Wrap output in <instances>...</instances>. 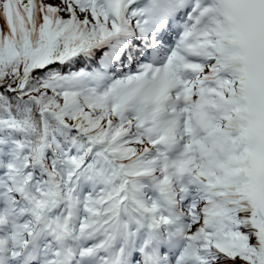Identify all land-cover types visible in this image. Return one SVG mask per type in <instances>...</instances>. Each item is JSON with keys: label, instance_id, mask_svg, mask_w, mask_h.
<instances>
[{"label": "snow or ice", "instance_id": "snow-or-ice-1", "mask_svg": "<svg viewBox=\"0 0 264 264\" xmlns=\"http://www.w3.org/2000/svg\"><path fill=\"white\" fill-rule=\"evenodd\" d=\"M0 264H264V0H0Z\"/></svg>", "mask_w": 264, "mask_h": 264}]
</instances>
